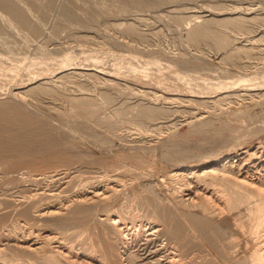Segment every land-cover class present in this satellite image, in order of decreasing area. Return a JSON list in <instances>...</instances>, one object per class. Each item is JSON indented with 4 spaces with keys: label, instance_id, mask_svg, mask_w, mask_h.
<instances>
[{
    "label": "bare ground",
    "instance_id": "bare-ground-1",
    "mask_svg": "<svg viewBox=\"0 0 264 264\" xmlns=\"http://www.w3.org/2000/svg\"><path fill=\"white\" fill-rule=\"evenodd\" d=\"M59 1L49 0V6L61 10L66 15H73L70 4ZM119 1L135 4L151 12L156 9L155 12L159 16L164 12L162 16L167 18L168 23L183 32L181 34L186 44L191 46L206 44L216 51L222 63L233 68L244 70L248 67L247 65L251 64L244 61L245 58L250 59L258 55L262 61L261 57H264L260 56L264 49L259 48L260 43L264 41V7L252 8L251 4L239 10L231 8L233 10L226 13L222 12L223 8L216 7L212 8L213 10L208 14L186 17L179 8L181 6L179 3L190 0ZM92 3L95 4L94 1ZM0 8L34 37L45 36L43 30L35 26L29 17L31 13L28 15L26 7L19 0H0ZM107 10L110 15L114 13L113 10ZM117 10H115L116 14ZM2 15L0 12V20L2 18L4 21ZM9 20L8 18L6 22ZM114 26L126 35L142 38L133 21L120 22ZM52 28L51 33H55L57 26ZM256 49L259 51H255ZM47 55L44 51L38 61L24 62L23 66H19L25 71L22 73L25 76L24 79L18 78L19 70L14 69L15 66L9 69L0 67V76H2L0 77V95H5V99L11 93L13 95L18 93L21 96H27L31 101V104H21L22 106L10 101L12 104L4 108L2 104L8 103L9 100L5 101L0 98V124L2 125L0 128V164L4 166L9 164L10 170L21 163V161L15 163L14 159L25 156L40 155L58 159L68 156L69 159H73L71 154H66V150L75 146L73 144H82V141H90L94 138L99 139L105 133L114 134L117 132L118 124L122 122L135 123L143 130L155 131L163 123L171 121L170 116L173 110L164 103L157 104V100H160L157 96L144 101L147 92L138 90L139 100L133 103L126 102L124 99L121 103L116 102L120 96H125L132 91L131 80L129 81L127 73L113 71L112 66L111 69L110 67L109 69L103 68L100 66L101 63L98 64L96 61L97 64L92 63V60L88 59L84 64H73L72 59L54 64L48 61V64L44 62L47 60ZM257 64L259 66H255V71L258 78L244 79L239 82L240 84L246 82L244 85L248 88L253 84L252 90L256 92L236 94L237 96L247 95L250 99L257 97L254 105L264 106V74H262L264 61H259ZM133 67L131 69L137 72L136 75L140 74V70L150 75L142 68ZM133 73L131 75H135ZM152 76L154 75H150ZM89 81L94 83L92 85L96 84L91 90L85 87L86 82ZM154 81L157 85L165 87L157 80ZM215 82L218 86H222L218 91L216 89L220 96L204 95L207 93L205 92L203 95H195V98H191V102L198 105H205L208 102L218 105L223 102L227 97L222 93L228 92L223 89L229 86H224L225 83L219 79ZM171 84L174 87L177 86L173 82ZM194 87L200 88V86ZM188 88L192 89L193 94V87ZM199 88L194 91L198 93L205 91L202 85V90ZM180 96L182 95L169 92L164 100L171 102L182 100L183 102ZM46 99L47 101L49 99L60 100L64 105L54 106L51 102L47 103ZM106 108L109 110L105 111ZM241 108L240 110L219 111L236 119L246 111L245 108ZM6 111H10L9 118H7ZM211 113L214 114V111ZM201 114L193 113L185 121L186 124H190L188 125L190 133H203L214 127V120L205 118ZM2 121L7 122L3 124ZM169 124L174 125V122ZM258 130L260 129H255V131ZM100 139L102 142L104 138L100 137ZM42 147L43 151L50 147L55 150L45 155V153L38 152ZM9 160L12 161L9 162ZM41 160L43 161V158ZM73 161L76 162V160ZM61 166L65 167L62 163ZM61 166L58 167L61 168ZM67 166L66 169L55 170L53 168L55 171H51L49 179H67L64 183L70 184L68 171L74 170V166H68L70 167L68 169ZM22 168L24 169H19L22 170L20 174L30 172L29 168ZM56 176L57 178L54 179ZM115 177L118 178V176ZM119 182L122 181L114 179L113 176V178L103 180L101 184L81 185L76 192L73 190L75 193L70 197L60 200L53 199L45 206L35 207L33 210L30 209V205L21 210V214L26 218L53 217L51 225L55 226L58 231H64L67 228L68 232L70 228L75 232L68 237L60 233L63 231H27L15 226L9 234L6 233V238H2L0 234V264H264V143L245 149L215 166L188 167L184 170L168 171L156 183L158 193L150 187L147 188L149 191L144 197L132 192L128 198L127 192L124 191L126 185ZM126 198L130 199L128 204L123 202ZM32 199L29 201L33 202L34 199L33 201ZM20 200L23 199L20 198ZM134 202L148 214L147 217L145 212L144 214L142 211V214L134 212ZM18 206L20 208L21 205ZM9 207L11 208V205ZM218 218L221 220L217 221ZM17 220L16 217L14 222ZM50 220L47 221L50 222ZM19 221L22 222L23 219ZM23 222L29 223L26 220ZM48 222L47 224L51 223ZM24 226L23 224V228Z\"/></svg>",
    "mask_w": 264,
    "mask_h": 264
},
{
    "label": "rangeland",
    "instance_id": "rangeland-1",
    "mask_svg": "<svg viewBox=\"0 0 264 264\" xmlns=\"http://www.w3.org/2000/svg\"><path fill=\"white\" fill-rule=\"evenodd\" d=\"M19 1L24 7H26L25 9L27 10L28 15L31 13L29 17L36 27L43 30L45 36L39 38L34 37L27 29L21 27L17 21L9 17L8 14L0 8V12H2V17L4 18V21L2 18V21L0 20V67L2 66L5 69H9L14 68L15 66L14 69L19 70L18 78L24 79L25 76H23L22 73L25 71L20 68L21 65L23 66L24 62L30 63L31 61H38L44 51L48 54L46 57L47 60L44 61L45 63H48L49 61V63L54 64L55 62H65L68 61L67 59H72L73 64H84L86 63V59L92 60V63H101L100 66L103 68L109 69L110 67L111 69L112 66V68L114 67L113 71L116 70L117 72L128 74L129 81H132H130L132 93L128 92L125 96H120L116 101L117 103L123 102V99L129 103L138 101L139 92L137 91L140 90L148 93L146 95L148 98L146 97L144 101L149 100L152 96H157L160 100H157L156 103L159 105L164 103V105L173 110V113L170 116L171 121L163 123L159 127L161 129L158 128L155 131H150L149 129V131L143 130L135 123L131 124L129 122H122L118 124L116 129L117 132H115L116 134L105 133L100 136L102 139L104 138V142H101L99 137V139L94 138L96 142L91 139L90 141L85 140V143L82 141L81 143L83 145L73 144L76 148L71 147L72 149L66 150V154H71L73 159H69L68 156H62L61 161L60 157L59 160L56 157L49 156H25L24 158L14 159L13 161L15 163L18 161H21V163L11 170L8 168L9 164L5 166L0 164V234L2 235V238H6L9 231L15 226H19L27 231H63H58L55 226L51 225L53 217L48 216L47 218L40 219H31L33 217L26 218L21 214V210L27 208L29 205L30 209L33 210L35 207L45 206L46 203L53 199L60 200L64 197H70L80 188L81 185H90L92 183L101 184L103 180L113 178L114 176V179L122 181L119 183L126 185L124 191L127 192L126 196L128 198L132 192H134L133 194H138L139 196L144 197L148 194L149 190L147 188L150 187H153L150 189H153L158 193L159 189L156 187L158 186L156 183L158 179L168 171L184 170L188 167L203 168L215 166L223 163L227 158L230 159L236 156V154H239L245 149L264 143V106L254 105V100L255 98L257 100V97H254V99L251 98V101L247 95L239 96L243 93L256 92V90H252V88H254L253 84L248 88L244 85L246 82H243L244 84H240L239 82H242L244 79L252 80L258 78L255 66H259L257 63H259V61H264V57H261L262 61L258 55L254 56V59L245 58L244 61L246 60L248 61V64H251L247 65L248 67H245L244 70L233 68L230 65L222 63L216 51H213V49L206 44H201L199 46L186 44L184 37L181 34L183 32L180 29H177V27H174L171 23H168L167 18L162 16L164 12H160L162 15L160 14L161 16H159V14L155 12L156 9L151 12V10L148 11L140 6L137 7L135 4L131 5V3L125 2H122V4L119 0H92L95 4L90 0H58L60 3H69L73 15H66L61 10L50 7L49 0ZM179 4H181L179 8H181L183 15L188 17L191 15L208 14L213 10L212 8L216 7L223 8L224 11L222 12L224 13L233 9L236 10L235 8L239 10L240 8L251 4L252 8L256 6L262 8L264 7V0H190L187 2L181 1ZM123 5H125V7ZM107 9H110V11L113 10L114 13L110 15V13L107 12ZM114 9H119L117 10V14ZM8 18L10 20L6 22ZM132 21L140 31L142 38L140 36L126 35L121 29L114 26L120 22ZM55 25L57 26V31L51 33L53 29L52 27ZM260 47L264 49V41L260 43L259 48ZM255 51L259 50L256 49ZM261 54L262 55L260 56H264V50L261 51ZM85 55H88L89 57H85ZM120 60H123V62H119ZM42 62L41 64H43ZM45 63L44 65H46ZM120 63L122 65H120ZM133 66L142 68L149 72L150 75H154L152 76L154 78L150 77V75H146L142 70L139 71L140 74L136 75L137 72L131 69V67L134 68ZM263 70L264 69H262V71ZM133 72L135 75H131ZM262 74H264V71ZM139 79L142 82H139ZM216 79L222 80L223 83H225L224 86H229L223 89L224 91L228 90V92L222 93V95H226L227 98L218 105L209 102L206 103L207 105L193 104L194 102H191V98H195V95H203L205 92L207 93L204 95L216 94V96H220L217 94V91L222 86H218V83L215 82ZM81 80L83 81L82 78ZM154 80H157V82L163 84L165 87H162L159 84L157 85ZM171 82L177 86L174 87ZM92 84L94 83L91 81L86 82L85 87H88L91 90L94 88L93 86L96 85ZM208 84H210L209 87ZM201 85L202 89H205V91L203 90V93H198L196 90H198L199 87L196 89L194 86H200L199 90H202ZM205 86L209 89L207 88L208 90H206ZM188 87H193V94L192 89ZM194 89L196 90L194 91ZM169 92L181 94L182 96L180 97L184 101L182 102V100H179L181 102H178L176 100L177 102H171L170 100H167L170 101L167 102L164 98L168 96ZM236 93H239V95L237 96ZM4 97L5 95H0V98H3V100H9L8 103L5 102L2 104L4 108H7L8 104L12 103L18 105L31 104V101L27 96H21V94L18 93H15L14 95L12 93L9 94L8 98L6 97L7 99H4ZM3 100L2 102H4ZM49 100L47 101L46 99L45 101L47 103H53L54 106L59 105L61 107L64 105L60 100ZM10 101H12V103ZM241 107L245 108L246 111L236 117V119L235 117L233 118L231 115L222 112L227 109L240 110ZM108 110L109 109L106 108L105 111ZM213 111L214 114L211 113ZM6 113L8 114L7 118H9L10 111H6ZM193 113H202L201 115L205 116V118H212L214 120V127L207 132L190 133V127L188 126L190 124H186L185 121L188 117L193 115ZM215 114L217 115L215 116ZM4 122L2 121L3 124H5ZM173 122L174 125L169 124ZM1 127L2 125L0 124V128ZM255 129L260 130L255 131ZM119 137H121V139ZM91 141L92 143L88 144ZM41 149H43V147L39 148L38 152L45 153V155L50 152L53 153L55 150V148L52 149L51 147L44 151ZM64 157H66V159ZM42 158L44 164L45 162L47 163V161L48 163L44 165L41 160ZM73 160H76V162ZM10 161L12 160H9V162ZM61 163L62 165H65V167L67 165L70 167L74 166V170L68 171L69 179H71L70 184L64 183L67 179H55L57 176L54 177L55 180L49 179V176L53 171L66 169L61 166ZM70 163L74 164L71 165ZM58 166H61V168ZM68 166L67 169L70 168ZM22 167L29 168L30 172L23 175L20 174L22 170L20 171L19 169H24ZM31 168L35 169L33 170ZM40 173L43 174L41 175ZM58 176L61 177L60 175ZM115 176H118V178ZM25 190H27V193ZM44 191L49 194H45ZM20 198L23 200H20ZM128 198L124 199L123 202H129L130 199ZM31 199L33 202L29 201ZM8 203L10 204L8 205ZM134 204L136 206H133L134 212L141 213L142 210L136 202H134ZM10 205L11 208L9 207ZM18 205H21L20 208ZM7 207L9 209H7ZM16 207L19 209H15ZM143 212L145 211H142V213ZM145 214L147 217L148 214L146 212ZM13 217H15V219ZM16 217L18 220L14 222ZM22 219L23 221H29V223L27 222L26 224V222L19 221ZM48 219H51V223L47 221ZM220 220L221 219L218 218L217 221ZM47 222L50 224H47ZM23 224L25 225L24 228ZM3 229H6L7 231H2ZM66 230L67 228L60 233L69 237V235L71 236V234L75 232L70 228L68 232ZM3 234L5 236H3ZM76 241L77 244H79V241Z\"/></svg>",
    "mask_w": 264,
    "mask_h": 264
}]
</instances>
